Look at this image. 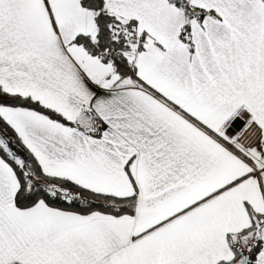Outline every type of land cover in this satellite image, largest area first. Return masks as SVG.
Masks as SVG:
<instances>
[{
  "label": "snow or ice",
  "instance_id": "snow-or-ice-1",
  "mask_svg": "<svg viewBox=\"0 0 264 264\" xmlns=\"http://www.w3.org/2000/svg\"><path fill=\"white\" fill-rule=\"evenodd\" d=\"M0 264H264V0H0Z\"/></svg>",
  "mask_w": 264,
  "mask_h": 264
}]
</instances>
